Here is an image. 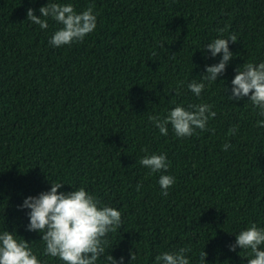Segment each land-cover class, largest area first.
<instances>
[{
  "label": "trees",
  "instance_id": "1",
  "mask_svg": "<svg viewBox=\"0 0 264 264\" xmlns=\"http://www.w3.org/2000/svg\"><path fill=\"white\" fill-rule=\"evenodd\" d=\"M46 3L78 14L94 6L97 27L52 47L62 25L26 20ZM230 34L233 58L196 97L188 83L221 58L204 46ZM261 62L264 0H0V232L28 242L41 264H63L42 255L41 234L26 230L29 210L19 208L60 182L58 191L83 187L121 212L97 264H110L107 255L160 264L158 255L183 247L189 264H201L202 250L206 264H247L250 250L229 245L252 224L264 228V117L248 97H228L235 69ZM200 103L216 112L209 131L180 138L168 125L161 135L149 121ZM151 154H165L163 174L175 177L167 196L162 173L139 163Z\"/></svg>",
  "mask_w": 264,
  "mask_h": 264
},
{
  "label": "clouds",
  "instance_id": "2",
  "mask_svg": "<svg viewBox=\"0 0 264 264\" xmlns=\"http://www.w3.org/2000/svg\"><path fill=\"white\" fill-rule=\"evenodd\" d=\"M94 6H89L79 14L71 4L46 3L39 8V16L34 14L32 8L27 9L26 20L38 25L41 29L48 28V18L62 25L49 39L52 47L59 48L81 42L97 27V14ZM223 31V30H221ZM229 41L235 43L237 36L230 34L228 38H216L204 46L215 58L221 54L218 63L205 66V73L201 82L195 80L188 83V89L200 97L209 84L223 75L233 53L229 50ZM175 55V54H173ZM235 76L231 80V95L229 100L240 101L248 97V101L259 110V115L264 117V62L257 65L243 64V68L235 69ZM209 104H192L187 108L177 105L166 116H150L149 121L159 129L161 135L168 134V125H171L175 135L180 138L190 137L199 129L209 131L207 124L210 118L216 116L215 111H210ZM257 126L264 127V120L257 121ZM236 127L229 129L235 134ZM230 145L223 146L226 150ZM147 151L146 149L144 150ZM139 163L148 168L151 173L161 172L158 183L162 194L167 196L168 189L175 184V177L163 174L169 167L165 154L145 155ZM64 184L50 183V189L41 192L38 196H28L23 200L21 209H28L29 223L27 231L41 234L45 247L42 255L60 259L63 264H97L98 259L105 255L108 245L107 236L116 232L122 226L121 212L108 205H101L96 196L90 194L85 188L80 187L71 192L58 191ZM140 185H137L139 190ZM15 232L7 230L0 232V264H41L33 253L30 244L22 238L17 240ZM250 250L253 258L247 259V264H264V228L256 224L245 228L235 235V243L229 245V251ZM191 249L180 248L175 253L164 252L156 257L160 264H189L186 253ZM131 260L135 254L130 253ZM207 253L200 252L201 264H206ZM110 264H123V257L119 261L107 255Z\"/></svg>",
  "mask_w": 264,
  "mask_h": 264
}]
</instances>
